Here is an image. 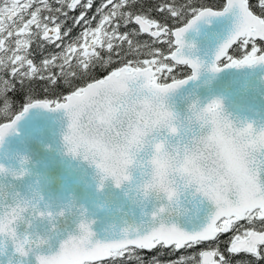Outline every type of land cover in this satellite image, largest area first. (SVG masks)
<instances>
[{
  "label": "snow or ice",
  "instance_id": "snow-or-ice-1",
  "mask_svg": "<svg viewBox=\"0 0 264 264\" xmlns=\"http://www.w3.org/2000/svg\"><path fill=\"white\" fill-rule=\"evenodd\" d=\"M0 264H264V0H0Z\"/></svg>",
  "mask_w": 264,
  "mask_h": 264
}]
</instances>
